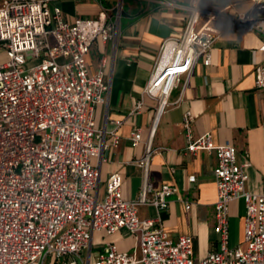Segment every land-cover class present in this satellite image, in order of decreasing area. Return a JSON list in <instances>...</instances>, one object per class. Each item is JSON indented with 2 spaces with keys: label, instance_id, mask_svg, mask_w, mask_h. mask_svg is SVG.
Returning a JSON list of instances; mask_svg holds the SVG:
<instances>
[{
  "label": "built area",
  "instance_id": "2783aa9c",
  "mask_svg": "<svg viewBox=\"0 0 264 264\" xmlns=\"http://www.w3.org/2000/svg\"><path fill=\"white\" fill-rule=\"evenodd\" d=\"M61 1L0 0V55L5 57L0 62V264H41L47 257L58 264H85L81 256L90 250L95 232L112 235L122 229L136 237L134 251L106 244L96 264H264V190L247 189L250 162L239 164L230 142L216 146L209 133L194 137L190 113L183 117L188 151L214 152L217 157L215 229L220 250L196 261L192 236L174 241L159 215L140 217L144 206L157 214L168 209L169 199L179 191L169 184L155 190L149 183L155 153L150 142L145 156L136 162L144 173L138 198H124L120 174L109 176L100 197V170L91 159L107 148L95 142L94 108L107 101L110 83L105 79L106 61L98 73L90 74L86 56L97 40L106 44L116 38L124 0L112 14L103 9L95 18L77 19L74 24L64 19ZM136 1L176 6L166 0ZM201 3L192 0L185 7L189 17L184 32L160 47L145 90L159 103L157 120L182 79L199 62L212 65L213 47L225 33L243 28L264 35V20L248 19L235 6L211 11ZM202 17L207 21L198 30ZM219 19L224 28H213L211 22ZM30 60L40 62L26 69ZM255 78L256 86L264 88L262 65H256ZM142 107L140 100L135 112ZM114 124L119 128L123 122ZM111 135L113 146H118L120 136L116 131ZM141 140L138 130L133 145ZM196 180L189 178L190 183ZM241 199L246 204L244 246L231 247L230 207Z\"/></svg>",
  "mask_w": 264,
  "mask_h": 264
},
{
  "label": "crops",
  "instance_id": "0c3cea01",
  "mask_svg": "<svg viewBox=\"0 0 264 264\" xmlns=\"http://www.w3.org/2000/svg\"><path fill=\"white\" fill-rule=\"evenodd\" d=\"M175 7L158 4L148 6L136 0H124L119 31L108 43L97 40L86 56L90 74L100 71L103 61L105 79L110 92L104 104L94 108L97 134L95 142L102 144L99 156L91 159L100 170L98 193L103 197L106 181L112 174L122 176V192L126 200L140 195L143 169L136 162L146 154L149 142L155 150L151 159L149 183L158 190L164 184L178 188L169 199L168 209L157 214L153 207H141L142 219L157 217L168 236L177 241L180 236L194 239V259L200 261L209 253L220 250L216 232L215 205L218 190L215 178L217 157L214 152L188 151L183 127L186 113L193 116V134L200 138L211 135L216 146L230 142L237 149V162H250L247 189L253 193L264 190V88L256 86V65L264 67V35L243 28L225 33L214 45L212 65L199 62L188 78L173 90L169 103L157 120L159 103L145 95L161 45L180 36L187 25L192 0H166ZM119 0H62L59 6L64 19L74 24L77 19L95 18L103 9L114 12ZM230 6L248 19L264 20V0H202L201 7L219 11ZM207 18L197 25L201 29ZM213 28H224L221 19L212 21ZM143 107L135 112L137 103ZM123 124L116 128L115 121ZM157 120V123H155ZM140 130L142 140L133 145L134 134ZM116 131L118 146H113ZM154 131V133H153ZM196 176L194 183L189 182ZM191 208L187 209V205ZM243 199L231 204L229 216L231 247L244 246ZM113 243L121 251L132 253L136 237L128 230L108 235L93 234L90 250L82 253L85 264H96V256L106 244ZM41 264H58L51 257Z\"/></svg>",
  "mask_w": 264,
  "mask_h": 264
},
{
  "label": "rangeland",
  "instance_id": "374dc122",
  "mask_svg": "<svg viewBox=\"0 0 264 264\" xmlns=\"http://www.w3.org/2000/svg\"><path fill=\"white\" fill-rule=\"evenodd\" d=\"M5 60L4 55H0V62H3ZM40 62V60H30L27 65L25 66L26 69L31 68L35 65H37Z\"/></svg>",
  "mask_w": 264,
  "mask_h": 264
}]
</instances>
